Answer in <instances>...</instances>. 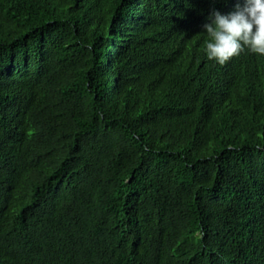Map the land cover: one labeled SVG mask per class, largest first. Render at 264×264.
<instances>
[{
  "label": "trees",
  "instance_id": "obj_1",
  "mask_svg": "<svg viewBox=\"0 0 264 264\" xmlns=\"http://www.w3.org/2000/svg\"><path fill=\"white\" fill-rule=\"evenodd\" d=\"M243 0H0V264H264V57L206 58Z\"/></svg>",
  "mask_w": 264,
  "mask_h": 264
},
{
  "label": "clouds",
  "instance_id": "obj_2",
  "mask_svg": "<svg viewBox=\"0 0 264 264\" xmlns=\"http://www.w3.org/2000/svg\"><path fill=\"white\" fill-rule=\"evenodd\" d=\"M202 27L209 61L224 65L245 50L264 57V0H243L227 13L213 8Z\"/></svg>",
  "mask_w": 264,
  "mask_h": 264
}]
</instances>
